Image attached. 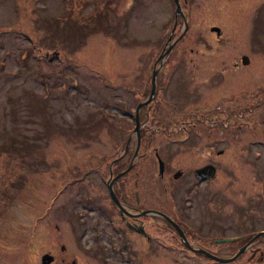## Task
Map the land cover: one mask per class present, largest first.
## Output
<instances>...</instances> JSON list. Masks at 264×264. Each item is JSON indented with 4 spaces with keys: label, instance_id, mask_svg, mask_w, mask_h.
I'll use <instances>...</instances> for the list:
<instances>
[{
    "label": "rangeland",
    "instance_id": "374dc122",
    "mask_svg": "<svg viewBox=\"0 0 264 264\" xmlns=\"http://www.w3.org/2000/svg\"><path fill=\"white\" fill-rule=\"evenodd\" d=\"M171 6L170 0H0V264H40L49 250L67 260L77 255L79 264H214L177 259L174 246L166 247L167 253L159 249V241L150 254L135 251L126 261V253L109 248L111 230L103 216L92 214L76 223L83 207L77 193L91 192L101 203L107 197L104 188L94 185L100 175L108 176L111 159L122 152L117 144L125 143L138 100L124 88L138 87L137 80L143 79L139 65L153 63L170 28L164 23L172 18ZM251 31L253 46L263 52L256 63H264V7ZM54 52L58 55L50 60ZM155 118L145 121L151 124ZM258 121L254 113L245 126L232 129L231 143L240 144L228 149L232 164L264 160V125ZM82 160L91 169L83 181L91 175L92 185L72 187L55 202L71 207L49 211L55 189ZM149 168L139 161L128 176L136 179ZM157 219L146 217L145 227L160 240ZM95 221L100 224L94 231L90 226ZM255 230H264V225ZM97 233L99 240H93ZM102 254L108 260L100 261ZM248 261L245 256L228 264Z\"/></svg>",
    "mask_w": 264,
    "mask_h": 264
},
{
    "label": "flooded vegetation",
    "instance_id": "af4514ba",
    "mask_svg": "<svg viewBox=\"0 0 264 264\" xmlns=\"http://www.w3.org/2000/svg\"><path fill=\"white\" fill-rule=\"evenodd\" d=\"M170 1L172 18L164 23L170 28L164 31L153 63L139 65L143 79L137 80L138 87L124 88L138 100L125 143L117 144L122 152L111 159L108 176L100 175L101 185H94L104 188L107 197L101 203L91 192L77 193L75 199L83 207L76 223L92 214L103 216L111 230L109 248L117 254L130 252L131 257L124 255L126 261L135 251L150 254L159 241V249L167 252L166 247L174 246L177 259L183 261L228 264L246 256L249 264H264V243H258L264 230H255L264 225V160L236 166L227 156L229 148L240 145L231 143L232 129L245 126L254 113L264 125V63H256V55L263 52L251 41L252 21L264 1L178 0V7ZM249 101L255 104L248 106ZM168 114L176 117L167 118ZM151 115L156 118L148 124L145 119ZM153 130L157 138L151 136ZM95 156L97 163L103 162V154ZM136 161L150 168L135 179L128 174ZM87 165L86 160L76 162L66 183L55 189L49 211L71 207L55 202L72 187L92 185L91 175L83 181L91 170ZM68 200L76 202L73 196ZM146 217L161 221L160 240L145 227ZM99 224L95 221L90 227L95 231ZM87 232L83 230V237ZM45 254L53 257L49 264H79L77 255L67 260L51 250L41 257ZM212 257L234 259L223 263ZM106 260L107 255H100V261Z\"/></svg>",
    "mask_w": 264,
    "mask_h": 264
},
{
    "label": "water",
    "instance_id": "95a60500",
    "mask_svg": "<svg viewBox=\"0 0 264 264\" xmlns=\"http://www.w3.org/2000/svg\"><path fill=\"white\" fill-rule=\"evenodd\" d=\"M177 7H178V0H174ZM58 53L57 52H54L51 57L49 58L50 60L57 57ZM142 104H140L138 107H137V111L138 109L140 108ZM138 124V117L136 116V125ZM137 130V127L135 128ZM128 170V169H127ZM126 170V171H127ZM118 177V176H117ZM111 195H112V192H111ZM113 196V195H112ZM176 229L178 230V228L176 227ZM264 234V233H262ZM214 260L218 261V262H230L232 261L234 258H232L231 260H222V259H219V258H216V257H212ZM53 257L48 255V254H45L41 257V264H49L51 261H52Z\"/></svg>",
    "mask_w": 264,
    "mask_h": 264
}]
</instances>
